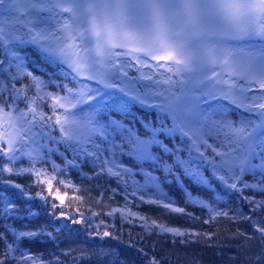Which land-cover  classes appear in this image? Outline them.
<instances>
[{
	"label": "snow or ice",
	"instance_id": "obj_1",
	"mask_svg": "<svg viewBox=\"0 0 264 264\" xmlns=\"http://www.w3.org/2000/svg\"><path fill=\"white\" fill-rule=\"evenodd\" d=\"M127 2L134 24L144 0ZM84 3L0 0L5 14L0 16V188L5 189L0 191V222H10L0 229V264H64L60 257L72 253L59 250L60 220L66 221L65 230L69 224L91 227L95 235H101V226L107 229L104 220L95 219L101 212L85 216L77 208L73 216L63 210L67 193L61 195L59 188L53 193L52 183L56 174L67 175V182H56L79 191L70 182L72 171L84 180H104L95 186L99 199L89 196L90 201L100 203L105 192L109 201L122 196V205L104 213L113 227L119 213L122 222L140 221L148 236L199 235L132 210L142 204L168 217H193L188 206L205 210L211 220H235L239 212L252 229L251 236L240 235L264 249V33L233 41V59L249 48L257 50L250 71H231L233 65L222 57L219 71L198 64L192 72L168 48L151 52L107 42L100 47ZM85 166L91 175L83 172ZM21 176L34 179L16 182ZM173 183L184 206L165 190ZM41 185L46 188L32 191ZM92 190L84 188L85 194ZM246 190L251 195L243 196ZM235 194L248 208L230 215L219 205L226 208L225 198ZM34 208L43 211L50 227L15 223L39 217L41 211ZM37 241L58 250L47 257L32 255L24 245ZM137 251L144 264H164L154 246ZM108 255L101 251L98 258Z\"/></svg>",
	"mask_w": 264,
	"mask_h": 264
},
{
	"label": "rangeland",
	"instance_id": "obj_2",
	"mask_svg": "<svg viewBox=\"0 0 264 264\" xmlns=\"http://www.w3.org/2000/svg\"><path fill=\"white\" fill-rule=\"evenodd\" d=\"M95 6H97V9L94 12L93 17L96 18V21L99 25L105 27L110 35H114L116 39L115 43L117 45H120L121 43H129V42H135L140 41L142 39V34H140L141 28H138V23L135 20V23H132V19L129 16L128 11V2L127 0H103L102 3L97 2V0H90ZM178 1L179 8L176 9V3H165L163 4L162 0H159L160 5L157 3V5L162 6V8L165 10L167 14L170 15H177L178 12L182 15L179 18V22L184 21L181 23V28H186L187 26H193L196 28H202V27H210V21H214L213 25L219 28L220 30H235V32H239L237 28H242L246 26H251L248 23H255L257 21V17L254 15V6H252L249 10L247 9H239L238 8V2L239 0H176ZM157 2V1H156ZM155 2V7H156ZM252 2L257 5L263 12H264V0H252ZM182 3H188L186 6V10H184V7L182 6ZM145 7L143 4H141L138 7L136 16L141 13L142 8ZM179 10V11H178ZM157 13L154 10L149 11L148 19L145 22L146 25H151L153 21V17L156 16ZM92 16V14H91ZM135 16V18H136ZM138 19H142V14H139L137 16ZM123 25V27H121ZM246 25V26H245ZM252 27V26H251ZM214 28V27H213ZM188 30H191L190 33H187L185 35L177 32V36L174 37V35L171 33L172 39H167L164 36L159 37L161 39L159 40H153L149 44L151 47H153L154 50L157 49V46L160 48H174L178 50V56L177 59L184 62L187 69L189 71L195 72L197 70L198 64H206L209 67H218L222 63V57L223 59H229V63L233 65L232 68H236L238 66V70L247 69L246 71H249L253 67V60L250 58L251 54L254 52H257L256 49L249 48L243 55H240L237 59H233V52L235 49H231L228 51H225L230 46H226L223 43L225 40L222 39H228L230 34L226 36H220V35H214V36H208L201 32H196L197 30L195 28H187ZM246 32H249L247 28H244ZM131 37V39H129ZM221 38V39H217ZM99 45V44H98ZM100 46V45H99ZM233 69H231L232 71ZM45 112H48L47 108H44ZM57 162L59 163V158L57 157ZM25 167L28 165L25 164ZM38 168H47V165H37ZM83 172L87 173L88 175H91V169L87 166L83 168ZM52 175L51 169L48 168V177L50 178ZM23 178L30 180V183L32 182L33 178H29L28 176H22ZM71 183L73 185H76L80 188L79 191H75L72 188H66L63 185L57 183L56 181L59 180H65L66 182L69 180V176L67 175H60L56 174V181H53L52 188L53 191H56L57 188L60 190V194L65 196V207L64 211L68 213L69 215H76L75 210L77 208L80 209V212L83 213L85 216L89 215L90 212H100L101 209H106L105 212L109 210V207H117L119 205L123 204V198L120 195H117L114 197L112 201L108 200L107 198H104L100 201V203H95L94 200H89V196L99 199V191L95 190V187L91 185L92 180H84L82 177L76 172L72 171L70 173ZM18 182V180L16 181ZM103 185L104 180H99L97 184ZM25 184V183H21ZM46 188V185H42ZM112 188H115L116 185L111 184L109 185ZM90 188L93 189L90 193L85 194L84 188ZM5 189L0 188V191H4ZM11 193V189H7ZM100 191H103V188L100 189ZM109 195V194H108ZM241 195V194H240ZM243 196H249L251 193H249L247 190L242 194ZM84 197L83 200L75 199L74 197ZM51 198V197H50ZM256 199H261V197H255ZM112 202L115 203V205H109L112 204ZM178 202H183L181 200H178ZM19 204H21L23 208V201H18ZM56 203H59V201H56ZM135 203V201H133ZM117 204V205H116ZM104 205H108V207H105ZM182 205V203H180ZM184 206V205H182ZM61 209H57V212ZM133 211H139L142 215L151 216L152 218L156 219H163L165 223H168L172 226L174 225H180L181 220L189 217H182L180 214H171L170 217L164 216L159 210H157L154 206L148 205V204H142L138 209L136 207L132 208ZM33 211H41V215L37 218L28 217L26 219L16 221L15 223L17 225L23 224L27 225L28 227H36L38 225H45L50 227L48 217L43 214V211L34 208ZM187 211L191 212L193 214V217L198 214H205L200 218H197L196 220L206 223L205 221L210 220L209 214L201 209L198 208L197 210H193L191 207H187ZM197 211V212H192ZM104 212V213H105ZM102 213V212H101ZM105 216V215H104ZM207 216V217H205ZM101 217V216H100ZM192 218V217H191ZM98 222L101 220V218L97 217L95 218ZM105 224L107 225V229L103 228L100 232L101 235H99L94 240L99 241V243H104L105 241L110 240H116L115 239V233H119L120 231L124 230V227L118 226L116 222L119 224H127V227H130V230L128 231H134L138 230L140 226V221L134 220L133 222H127V221H121L119 219V213L116 214L115 217V230H113V219L110 217L105 216V219H103ZM212 221V220H210ZM66 221L60 220L58 221V227H60V231L56 233L57 237V243L59 246V250H70L71 253L76 250V245L72 246V237L76 239V236L82 235V239L89 242L91 241V236H93V230L91 227H87L86 225L81 224H69L68 230H65L63 228V224ZM3 223H10L8 221L0 222V229L3 227ZM102 228V226H101ZM78 229V230H77ZM110 230L113 234H111L108 237L102 236L103 231ZM83 232V234L81 233ZM87 232V234L85 233ZM135 232V231H134ZM137 234V232H135ZM96 237V236H95ZM94 238V237H93ZM43 239V238H42ZM76 241L75 240V244ZM118 241V240H116ZM65 242H71V244H66ZM25 247L34 248L36 249V252L34 253L35 256L43 255L45 257L48 256L50 252H55L58 249L55 248L52 244L46 243V242H34V243H26L24 245ZM79 247V246H78ZM69 257H60L61 260L64 261V259H68ZM44 264H47V261L44 262Z\"/></svg>",
	"mask_w": 264,
	"mask_h": 264
},
{
	"label": "trees",
	"instance_id": "obj_3",
	"mask_svg": "<svg viewBox=\"0 0 264 264\" xmlns=\"http://www.w3.org/2000/svg\"><path fill=\"white\" fill-rule=\"evenodd\" d=\"M7 177V174L5 173ZM18 183L29 184L30 180L19 177ZM99 181L92 180L91 185L95 187ZM100 184V183H99ZM42 185L39 187H33L32 191L44 190ZM165 190L169 192L176 201L181 200L182 193L175 183L170 186H166ZM55 193V191H53ZM108 193L105 192L104 198H107ZM256 197H261L256 194ZM228 201L227 207L224 204H220L219 207L225 211H229L232 215V210L239 208L246 212L248 206L240 198L238 194L225 198ZM51 201V198L49 197ZM183 204V202H180ZM179 203V205H180ZM109 205H115L114 202ZM117 205V204H116ZM180 205V206H182ZM197 210L199 207L188 206ZM106 209H101V218L105 219L104 212ZM197 212V211H192ZM205 214H196L194 217H189L181 220L179 226L184 229L191 230L192 232L199 233L198 236L193 237H176L170 236H157L153 234L148 236L144 230L139 226L135 234L134 231L127 227V224H119L118 226L125 229L119 233L111 234L115 235V239L99 243L94 240L99 235L94 233L91 236V241L87 242L82 239V235L76 236V239L72 237V246L76 245V250L66 260L64 264H144V257L137 251L138 248H145L147 251L149 246H154L155 252L158 257L163 258L164 264H264V249H261L259 243L253 238L251 240H244L240 233H246L249 236L252 235V229L246 221H243L236 213V219H230L228 217H216L214 220H207L205 224L196 220ZM207 217V216H205ZM105 228L102 226L100 232ZM115 230V227L112 228ZM93 232V231H92ZM83 234V232H81ZM87 234V232H85ZM96 236V237H95ZM94 237V238H93ZM75 240L76 241L75 244ZM185 241V242H181ZM71 244V242H65ZM79 246V247H78ZM29 248V247H28ZM31 254L34 255L36 249L30 248ZM247 249V250H246ZM110 253L106 258L99 259L98 254Z\"/></svg>",
	"mask_w": 264,
	"mask_h": 264
}]
</instances>
